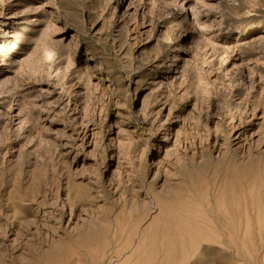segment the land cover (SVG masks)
<instances>
[{
	"label": "rangeland",
	"instance_id": "rangeland-1",
	"mask_svg": "<svg viewBox=\"0 0 264 264\" xmlns=\"http://www.w3.org/2000/svg\"><path fill=\"white\" fill-rule=\"evenodd\" d=\"M263 175L264 0H0V264H264Z\"/></svg>",
	"mask_w": 264,
	"mask_h": 264
},
{
	"label": "bare ground",
	"instance_id": "bare-ground-1",
	"mask_svg": "<svg viewBox=\"0 0 264 264\" xmlns=\"http://www.w3.org/2000/svg\"><path fill=\"white\" fill-rule=\"evenodd\" d=\"M262 178H264V175L262 176ZM194 203L196 206H199L197 201ZM210 203H211V201H209L207 199V203L205 205H207V204L209 205ZM216 207L217 208L221 207V205H219V206L216 205ZM233 212L228 211V209L226 208L224 210V212L222 211V218L218 219V217H217V220H215L216 223H212L211 226H207V223H206L207 219H206V216L204 215V213H202V215L200 217L196 216L197 214H195L194 215L195 218H194L193 222L189 224V229H188V234H187V238H188L187 243L189 244V246L191 245L194 247L197 245L199 247V250L201 253H207L211 250L221 251L223 253L226 251L231 252L233 250L234 251L239 250L241 245H239L238 243H236L233 240L228 241L226 238H225V240L223 239L224 238L223 237L224 232L227 233L226 235H228L229 238H232V234L234 232L230 233V231H228L227 228H228L230 223L237 222V220L240 218V215L237 211H235V213H233ZM250 212H251V210H250ZM243 214H244V218H245V226H244V230L242 231V233L246 234L248 231L247 228L249 227L248 225L250 224L249 223V214H248L246 209L243 211ZM230 221H234V222H230ZM234 225H236V224L234 223ZM261 238H263V237H261ZM182 241H183V239L180 242H182ZM207 242H213V243H215V245L211 246L210 244H212V243L208 244ZM224 242H227V243H224ZM217 244L220 246L224 245L225 250H223L224 247L221 248ZM257 248H263V244H258ZM188 250H190V249H188ZM193 250H197V248H195Z\"/></svg>",
	"mask_w": 264,
	"mask_h": 264
}]
</instances>
